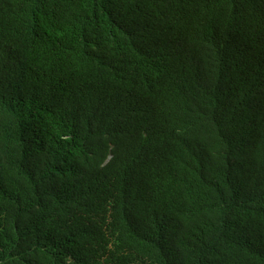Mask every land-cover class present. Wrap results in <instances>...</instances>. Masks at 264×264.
Instances as JSON below:
<instances>
[{"label":"trees","instance_id":"1","mask_svg":"<svg viewBox=\"0 0 264 264\" xmlns=\"http://www.w3.org/2000/svg\"><path fill=\"white\" fill-rule=\"evenodd\" d=\"M0 264H264V0H0Z\"/></svg>","mask_w":264,"mask_h":264}]
</instances>
